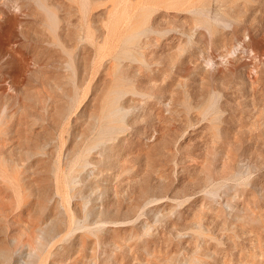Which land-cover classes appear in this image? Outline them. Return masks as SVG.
I'll return each instance as SVG.
<instances>
[{
  "label": "rangeland",
  "instance_id": "rangeland-1",
  "mask_svg": "<svg viewBox=\"0 0 264 264\" xmlns=\"http://www.w3.org/2000/svg\"><path fill=\"white\" fill-rule=\"evenodd\" d=\"M44 5L55 13V22ZM76 9L70 0H0L2 125H11L9 115L19 102L22 131L14 155L10 131L5 145L18 169L10 173L15 163L0 161L5 210L0 247L6 222L7 233L16 238L10 248L25 257L35 246L57 198L49 190L41 196L44 209L35 210L31 181L41 175L51 182L57 167L61 207L52 221L61 234L56 244L77 237L102 240V232L74 230L72 222L84 218L83 198L98 184L110 192L108 201L123 206L142 191L148 200H166L164 238L172 241L160 246V255L168 250L173 263L191 254L194 243L173 239L170 224L177 222L170 212L192 206L189 214L209 212L200 219L201 228H192L210 248H200L197 256L215 264H252L250 254L264 253L263 228L222 224L206 192L216 191L215 203L251 208L264 223V0H92L83 21L91 40L84 42L70 41L66 31L67 22L75 30ZM124 14L128 18L119 25ZM113 91L122 94L115 104L123 114L101 129L98 119L107 118L103 113ZM100 137L109 150H131V161L124 164L120 155L119 169L100 173L92 165L81 167L86 152L99 149ZM148 141L156 142L154 154L138 159ZM237 161L257 168L234 176ZM253 185L262 192L259 202L246 193ZM132 253L140 257L146 251ZM89 254L79 253L80 262Z\"/></svg>",
  "mask_w": 264,
  "mask_h": 264
},
{
  "label": "bare ground",
  "instance_id": "bare-ground-1",
  "mask_svg": "<svg viewBox=\"0 0 264 264\" xmlns=\"http://www.w3.org/2000/svg\"><path fill=\"white\" fill-rule=\"evenodd\" d=\"M70 1L77 4V9L75 11L78 17V22L74 24V32L70 28L71 22L66 23L67 34L72 36L70 41L84 42L85 40H91V36L84 28L83 21L87 15L88 5L92 0ZM168 5L172 6L174 4L170 1L168 2ZM44 8L49 14L48 17L52 18L55 22V13L46 5H44ZM127 18L128 14L124 17L122 16L121 20L119 19L120 22L118 24L120 25ZM126 53L127 50L125 51V54ZM1 81H5V78L3 72L0 71V82ZM121 95L120 91H113L108 95L111 97L110 105L107 112L103 113H107V118L100 114V118L98 119V125L101 129L105 127L104 123L110 124L113 122L112 119L114 117L123 114L122 109L118 106V102L115 104L116 97H118L119 101ZM96 97L97 96L95 95L92 101H94ZM5 98H7V95ZM173 112L175 111L173 110ZM3 117L4 110L2 112L0 111V161H3L4 157L6 160L9 158L10 163L11 161L15 163V159L11 155H14L22 145L19 102H15V109L9 115L11 119L10 126L3 127ZM100 128H98V131L101 130ZM8 131H10V136L13 134L10 145L11 155L5 149ZM152 138L153 139L151 140L158 141L156 135H153ZM154 144L150 141L144 142L142 150H140L137 158L140 159L143 157L149 160L155 152ZM95 147H99L96 152H86V158L81 167L92 165L95 167L94 170L100 173L107 167L119 169L120 155L124 157V164L131 161V154L133 153L131 150H124L123 147L119 148L117 152L109 150L110 146L104 143L102 137H100L97 143H95ZM71 155L72 153H70V156ZM17 164L18 163L9 165L10 173L18 169L13 166ZM236 167L237 168L233 174L234 176L248 174L251 169L257 168V166L245 167L238 161ZM142 171L144 172L145 170ZM91 173H93L92 170L88 171V176L91 175ZM137 177H139V175ZM133 179L135 183L136 180L135 178ZM75 180L76 179L74 178V181ZM31 184V193L34 197L37 196L36 202H31V204L35 205V210L40 208L41 210L44 209V206L41 203L44 198L41 196L45 195V193L51 189L54 190V197L57 198L54 200L56 207H61V199L59 198L60 193L58 190L57 167L53 170V179L51 182H49L45 176L37 175V177L31 181ZM130 187L131 183H128L124 196L128 195ZM5 191L7 195V188H5ZM246 193L249 196H255L256 202H259L263 197L259 185H253ZM86 194V197L84 196L83 198L86 215L84 214V218L82 219L79 218L72 221L74 223L73 229H83V231L94 230L96 233L102 232V240H90L88 237H86L88 240H85L84 237H77L70 240L69 243L56 244L58 242L57 238L60 237L61 232L55 228L54 222L52 221L53 217H57V213L59 212V209L55 207L54 211L51 209L47 216L48 219L51 218L50 221L39 227L35 246L30 248L25 257L19 255L18 248L12 249L9 247L8 244L16 243V238L14 236L10 237V234L7 233L8 222L4 224V239L1 240L0 247V264H11L14 257H16L15 264H45L47 263V260H49V264H133V261L135 260H139V264H215L214 261L202 259L196 255V251L200 248L204 251H207L210 248L206 245V242H203L205 240L203 239V236H200L201 231L192 229L193 226H195V228H201L202 225L199 221L203 216L208 215L209 212H204L202 214L194 210L192 214H189L192 206H188L183 210L176 208L172 209L170 215H174L176 222L180 224L179 225L175 222L170 224L171 229L173 230V239L178 240L179 242L186 241L188 243H194V248L192 249L193 252L191 254L184 255L180 257L177 262L173 263L176 261V258L173 257V254L168 252V250L166 254L160 255V246L162 244L167 245L169 241H172L169 235L164 238L167 234V227L164 220L168 214L166 200L164 198L159 197L148 200L149 197L146 195L148 192L142 191L139 197L136 199L129 198L127 200V205L123 206L118 202L114 203L108 201V195H110V192L106 187L101 188L98 184H93L89 187V191ZM112 195L115 198L119 197V191L114 189ZM215 195V190H209L206 192V196L210 199L208 203L215 211L220 213L218 219L222 224L241 223L244 226L248 224L254 227H261L264 230L263 221L259 215L252 212L251 208L246 211L245 209L233 205L228 200L222 203H215L213 202ZM97 200L100 201L99 204L97 203ZM2 202L3 198L0 199V220L3 219L5 212ZM209 205L206 209L209 208ZM212 215L214 217V214ZM149 217L152 220H150ZM88 219L91 220V222L88 223ZM62 225L66 226L64 220H62ZM135 248L146 251L145 255L140 257L135 256V254L132 253ZM86 250H89L91 254L82 256L84 262H80L78 254ZM250 258L253 262L252 264H264V253H252L250 254ZM127 259H129L130 262L126 263ZM248 259L249 258H245L244 261H248Z\"/></svg>",
  "mask_w": 264,
  "mask_h": 264
}]
</instances>
